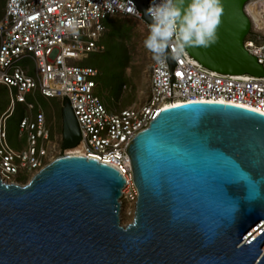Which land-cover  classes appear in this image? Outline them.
<instances>
[{"label": "water", "instance_id": "obj_1", "mask_svg": "<svg viewBox=\"0 0 264 264\" xmlns=\"http://www.w3.org/2000/svg\"><path fill=\"white\" fill-rule=\"evenodd\" d=\"M247 1L222 0L218 42L187 49L201 65L263 75L243 48ZM136 3L144 13L146 0ZM61 120V146L70 149L79 134L68 106ZM126 154L137 191L127 224L125 178L95 158L59 155L24 185L0 178V264H264L263 114L213 102L171 105Z\"/></svg>", "mask_w": 264, "mask_h": 264}, {"label": "built area", "instance_id": "obj_2", "mask_svg": "<svg viewBox=\"0 0 264 264\" xmlns=\"http://www.w3.org/2000/svg\"><path fill=\"white\" fill-rule=\"evenodd\" d=\"M257 1L249 0L243 7L250 21L243 48L261 66L262 76L210 70L186 50L182 57L168 59L163 66L152 62L145 104L109 112L94 93L98 71L75 63L103 51L100 39L106 20L129 17L147 29L136 0H108L111 11L104 7L105 0H5L0 18V88L6 90L9 105L0 114L2 181L15 183L20 173H35L49 154L51 135L45 114L27 101V95L65 101L62 108L69 107L79 134L76 145L65 149V154L95 158L115 167L126 181L121 199L133 206L137 191L126 148L163 106L213 102L264 115V12L254 20L247 9L249 3ZM150 2L146 0L145 9ZM18 104L24 107L18 123L23 143L14 148L8 142L5 120Z\"/></svg>", "mask_w": 264, "mask_h": 264}, {"label": "rangeland", "instance_id": "obj_3", "mask_svg": "<svg viewBox=\"0 0 264 264\" xmlns=\"http://www.w3.org/2000/svg\"><path fill=\"white\" fill-rule=\"evenodd\" d=\"M5 0H0V16L4 8ZM105 25L108 29L113 30V33L121 32L116 35V38L122 39L125 43L128 61L127 67L124 69V77L120 73L118 65L119 57L115 60H108L101 53H91L85 56L81 61L76 62L79 66H87L95 68L98 71V76L95 78L96 88L95 95L102 101L109 112H117L127 107H138L146 103L149 94V67L154 61L152 54L143 46V40L147 35V29L144 23L139 20L129 17H116L106 20ZM102 45V44H101ZM108 45L103 39V48ZM115 62V63H114ZM121 81L124 83L118 91ZM28 102H32L35 106L41 108L45 113L46 122L49 124L50 131H55L51 138L50 150L45 161H49L61 154V132L62 120L61 111L62 105L60 99L43 98L37 94L33 96L27 95ZM8 96L6 90L0 88V114L8 107ZM18 104L5 120L8 142L14 148H21L23 139L20 140L17 132V123L20 118ZM34 111V110H33ZM34 172L27 174L20 173L15 177L14 182L20 185L26 184ZM121 202L120 219L122 224L131 222L133 217V204L123 199Z\"/></svg>", "mask_w": 264, "mask_h": 264}, {"label": "clouds", "instance_id": "obj_4", "mask_svg": "<svg viewBox=\"0 0 264 264\" xmlns=\"http://www.w3.org/2000/svg\"><path fill=\"white\" fill-rule=\"evenodd\" d=\"M104 7L111 11L108 0ZM223 13L222 0H151L143 13L150 21L143 46L161 66L168 59L182 57L188 48L211 47L219 40L218 28ZM240 178L248 179L243 174ZM246 198L254 197L250 194ZM225 210L230 214L237 208L234 203H228Z\"/></svg>", "mask_w": 264, "mask_h": 264}, {"label": "trees", "instance_id": "obj_5", "mask_svg": "<svg viewBox=\"0 0 264 264\" xmlns=\"http://www.w3.org/2000/svg\"><path fill=\"white\" fill-rule=\"evenodd\" d=\"M2 14H3V10H2ZM2 14L0 16V18L2 17ZM122 18V17H120ZM121 32H123V30H121L120 32H116L113 33V30L108 29V27L106 26V31L103 35V37L100 39V44L103 45V39L107 41L108 45H106L103 48V51L101 52L102 55H105L108 60H115L118 59V57L120 58L118 61V65L121 66L120 67V73L122 74V76L124 77V69L127 67V61H128V53H127V49L125 46V43L122 39L116 38L117 34H120ZM118 56V57H117ZM115 63V62H114ZM124 83L121 81L119 87L117 88V94L118 91L121 89L122 85ZM65 101H61V105L64 106ZM21 108L19 109L20 112V118L18 120V123L21 119V117L24 115V107L22 105H20ZM45 114V113H44ZM18 123H17V132H18ZM47 127L49 126V124L46 122ZM7 133V130H6ZM18 134V133H17ZM53 134H55V131H50V137H53ZM8 138V135H7ZM61 154H65L67 152V150L65 149H61Z\"/></svg>", "mask_w": 264, "mask_h": 264}, {"label": "bare ground", "instance_id": "obj_6", "mask_svg": "<svg viewBox=\"0 0 264 264\" xmlns=\"http://www.w3.org/2000/svg\"><path fill=\"white\" fill-rule=\"evenodd\" d=\"M247 9L254 20L258 19L260 15L264 12V0H258L255 3L253 2V4L249 3ZM166 107H168V105L163 106L162 108Z\"/></svg>", "mask_w": 264, "mask_h": 264}, {"label": "snow or ice", "instance_id": "obj_7", "mask_svg": "<svg viewBox=\"0 0 264 264\" xmlns=\"http://www.w3.org/2000/svg\"><path fill=\"white\" fill-rule=\"evenodd\" d=\"M177 75H180L179 73Z\"/></svg>", "mask_w": 264, "mask_h": 264}]
</instances>
